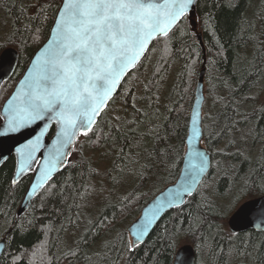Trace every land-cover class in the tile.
<instances>
[{
	"label": "trees",
	"instance_id": "16d2710c",
	"mask_svg": "<svg viewBox=\"0 0 264 264\" xmlns=\"http://www.w3.org/2000/svg\"><path fill=\"white\" fill-rule=\"evenodd\" d=\"M256 1L198 0L193 15L152 44L21 216L33 173L13 183L17 161L8 160L0 170V240L6 238L0 264H173L188 243L197 264H264V233L234 234L228 227L243 202L264 196V104L252 110L251 97L264 77V0ZM61 4L0 0V55L11 47L19 53L14 74L0 88V112L49 38ZM204 66L211 172L184 206L133 247L129 226L181 173ZM244 131L253 146L262 145L256 158L230 141Z\"/></svg>",
	"mask_w": 264,
	"mask_h": 264
},
{
	"label": "snow or ice",
	"instance_id": "6c2138e0",
	"mask_svg": "<svg viewBox=\"0 0 264 264\" xmlns=\"http://www.w3.org/2000/svg\"><path fill=\"white\" fill-rule=\"evenodd\" d=\"M192 3L193 0H65L53 39L41 53L43 60L38 58L37 75L29 73L21 91L9 102L23 97L24 107L8 121L6 131H18L54 112L61 125L60 147L54 159L63 158L62 149L76 130L91 128L117 82L137 63L149 41L154 36L167 35ZM197 135L194 128L193 137ZM38 143L39 137L26 147L34 150ZM17 151L25 154L21 149ZM27 155L31 158V151ZM198 155V171L203 173L208 166L207 156ZM48 175L45 172L42 178ZM184 191L190 192V187ZM180 198L176 193V199ZM144 231L146 226L140 234Z\"/></svg>",
	"mask_w": 264,
	"mask_h": 264
},
{
	"label": "water",
	"instance_id": "95a60500",
	"mask_svg": "<svg viewBox=\"0 0 264 264\" xmlns=\"http://www.w3.org/2000/svg\"><path fill=\"white\" fill-rule=\"evenodd\" d=\"M64 2L65 0H62L61 7L57 13L49 38L35 53L27 70L16 85L11 96L4 103L0 112L2 119V122L0 123V170L8 162V160H10V158L15 157L17 167L14 180L16 183L26 175L33 173V180L19 209L18 216L23 215L30 209L36 197L63 170L68 163L72 149L79 136L81 134H85V132L87 134L94 129L103 111L107 108L110 101L117 95L126 76L142 62L152 44L157 39L164 38L171 34L186 16L193 15L195 13L198 0H193V3L189 5L187 12L172 25L167 35H157L149 41L146 45L145 52L141 55L137 63L128 69L125 75L117 82L113 95L95 117L91 128L87 130L79 128L76 130V135L72 138L71 142L62 149L65 156L60 160H55L54 157L56 149L60 147V144L58 143V134L60 133L61 125L56 122L54 112L46 116L44 119H37L32 121L30 124H26L24 127H21L15 132H7L6 127L8 121L16 115L18 109L24 107L23 97L11 104L9 102L12 101V98L21 91L22 85L26 83V78H28L29 73H32L33 76L37 75L36 66L38 64V58H40L41 61L43 60L41 53L48 48L53 39L56 29V21L59 18V13L63 11ZM154 2L163 3L164 0H154ZM197 26V22H195V30L197 29ZM197 37L205 54V45L202 33L198 31ZM18 60L19 53L13 47L7 48L0 55V88L14 74ZM205 72L206 69L204 66L199 76L194 103L191 110L188 135L186 139V153L181 173L176 182L167 186L146 204L139 217L129 226L128 233L133 247L145 243L168 212L184 206L187 200L195 195L206 177L211 172L213 164L212 154L205 145L204 131V106L206 103ZM24 91L26 92L27 88H25ZM53 128H55L54 134L50 136ZM194 128L198 130V135L195 138L193 137ZM37 137H39L38 146H36L34 150L28 149L26 146L29 144V141L35 142ZM17 149H21L25 154L22 156ZM29 151H31V158L27 155ZM198 153H204L207 156L208 166L203 173L198 171V166L200 165V157ZM21 169H23V171H21ZM45 172L49 173L47 179L42 178ZM34 187L35 191H33ZM189 187L190 192H185L184 189ZM178 192L182 197L180 199H176V193ZM143 226H146V231H144L143 235H141L140 230ZM228 227L234 234L244 233L250 230L264 233V196L252 198L243 202L230 216L228 220ZM5 249L6 238L0 240V260L5 252ZM173 264H197V252L194 246L189 243L181 246L175 255Z\"/></svg>",
	"mask_w": 264,
	"mask_h": 264
},
{
	"label": "rangeland",
	"instance_id": "374dc122",
	"mask_svg": "<svg viewBox=\"0 0 264 264\" xmlns=\"http://www.w3.org/2000/svg\"><path fill=\"white\" fill-rule=\"evenodd\" d=\"M262 3H263V0H257L256 1L257 6H259ZM198 31H199V29L197 28L196 33ZM1 41L3 42V40H1ZM251 97L254 100V105L252 106V110L254 107L259 108L260 106H262L264 104V77L260 81L259 86L252 92ZM205 106H208V107L206 108ZM205 106H204V118L208 112L211 113V109H212L210 106V103L207 100H206ZM252 110H250V111H252ZM246 132L247 131H244V132L238 134V136H233L232 139H230V141H233L234 144L236 145V147H239V148L241 147L244 150H246L247 153L249 155H251V157L256 158L260 152L262 145L253 146L249 142L248 135H247L248 132L247 133ZM228 144H229V142H226L223 147L226 148L228 146ZM130 240H131V238H130Z\"/></svg>",
	"mask_w": 264,
	"mask_h": 264
},
{
	"label": "bare ground",
	"instance_id": "6f19581e",
	"mask_svg": "<svg viewBox=\"0 0 264 264\" xmlns=\"http://www.w3.org/2000/svg\"><path fill=\"white\" fill-rule=\"evenodd\" d=\"M198 84V83H197ZM196 88H197V86H196ZM195 94H196V90H195ZM194 98H195V95H194ZM104 190V189H103ZM104 194V193H103ZM111 222V221H110ZM99 250V249H98ZM97 255V254H96Z\"/></svg>",
	"mask_w": 264,
	"mask_h": 264
}]
</instances>
